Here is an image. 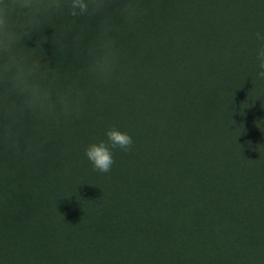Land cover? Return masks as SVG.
Masks as SVG:
<instances>
[{"label":"rangeland","instance_id":"obj_1","mask_svg":"<svg viewBox=\"0 0 264 264\" xmlns=\"http://www.w3.org/2000/svg\"><path fill=\"white\" fill-rule=\"evenodd\" d=\"M257 1L147 0L148 17L154 23H160L159 48L157 47L156 53L153 49H135L137 53L134 54L139 57L141 68H134L131 60L120 50L119 69H134L132 77L129 74L132 79L139 75H143L144 79L154 76L157 102L153 98L143 100L140 97L135 105H126L122 100L116 102L110 99V92L119 90L121 85L116 87L117 79L108 84L96 85L86 74L81 73L77 77L80 87L87 93L85 107L79 116L61 120L55 128V139L66 148H70L75 141V152L79 161H83L85 169L89 162L84 156V149L89 144L106 142L105 132L110 127L126 132L132 137L133 145L138 143L140 150L133 149V145L128 152L112 149V170H118L126 176L132 168H138L139 178L145 181L142 186L143 196L162 197V214L156 213L158 210L154 209L144 214L126 207L120 201L121 195L125 198L138 196L140 189L134 188L126 197L124 187L107 186L112 184H107L97 174L91 179L94 186H100L99 196L95 194L96 201L89 194L83 195L81 201L84 205L71 202L72 213L67 211L60 222L44 224V229L33 224V227L24 225L25 231H22L13 225V219L8 214L4 219L10 224L4 229L13 234L17 231L27 234L31 232L33 239L40 235L38 233H44V240L52 237V243L55 242L58 246L59 242L53 236L61 235L65 239L62 244L66 245L71 241L77 247L71 256L75 264L179 263L178 257L170 256L167 247L173 254L188 258L180 264H264V150L260 149L261 153L253 154L255 146L262 145L264 148V87L260 88L255 81L257 64L252 58H249V63L244 62L240 54L233 57L236 53L226 57L219 55L221 65L215 70L212 59L217 53L214 49L208 44L196 47L199 37L197 25L204 23L203 28L208 22L212 23V19H216L217 24L224 25L233 42H238L243 37L245 28H250L252 35L256 29H261L264 26V4H257ZM170 7L177 12L176 20L189 23L186 32L180 33L174 25L162 21L161 18L167 16ZM249 9L253 10L251 14L247 13ZM166 28L170 29L167 33ZM48 29L44 25L24 43L27 48L36 49L34 54L41 64L51 62L54 67L50 69L57 71L67 61L60 64L53 55L48 54L46 47L44 50L38 48V44L44 42L45 36L42 34H47ZM146 30L149 28L146 27ZM129 31L125 28L124 35ZM85 32L90 34L89 31ZM169 40L176 43V49L171 53L168 49L173 45ZM164 44L167 46L163 47ZM83 46L84 44L81 48ZM157 55L160 57V71L149 66L150 60ZM76 61L80 63L79 69L72 72V75L80 72L86 62ZM199 63H204L203 69L199 68ZM166 69L171 72L158 77L157 74ZM168 77L174 81L173 88L176 91L173 94L162 88V83L169 80ZM146 86V81L140 84L143 89ZM149 93L152 95L153 90H149ZM123 94L135 97L138 92L136 89L132 93L120 91V96ZM236 96L243 97L242 106H232V113L227 115L224 105L235 100ZM257 96H260V100L254 99ZM107 99L111 101L108 102ZM172 106L178 112L172 118L176 122L179 119L185 120L186 125L181 121V125L178 123L181 127L176 125L169 131L163 129L164 135L161 136L175 142L176 148H173L180 152L181 157L185 158L183 162L190 166L187 174L185 171L179 172L174 162L165 165L161 159L163 153H158L155 146L143 151L142 147H146L138 141L141 137L128 123L133 116L145 114L146 125L162 129L165 122L162 115L159 116V111L162 108L167 112ZM239 111H243L240 116ZM23 123L24 128L27 124L31 126V130L25 131L27 135H32L33 126L35 127L33 136L38 143L40 130L48 129L54 122L43 119L34 121L26 114ZM70 123L74 126H70ZM195 127L205 128L216 137L217 143L213 150H221V156L228 163L227 169H215L216 160L204 145L187 140ZM141 141L143 142L142 139ZM232 143L239 150L228 149ZM21 144L24 148L22 142ZM194 147L192 152L191 148ZM150 160H155L156 163H149ZM32 161L33 155L26 154L24 149L14 152L0 148V177H11L10 188L14 194L24 189ZM191 162L193 163L190 164ZM71 189L75 192L78 187ZM22 200L27 203L29 201L27 198ZM82 220L85 222L82 223ZM159 221L163 224L157 225L156 223L160 224ZM241 229L246 237L239 240L237 232ZM49 233L52 234L46 239ZM58 264H61L60 261Z\"/></svg>","mask_w":264,"mask_h":264},{"label":"trees","instance_id":"obj_2","mask_svg":"<svg viewBox=\"0 0 264 264\" xmlns=\"http://www.w3.org/2000/svg\"><path fill=\"white\" fill-rule=\"evenodd\" d=\"M258 2H262V4H264V0H258L257 4ZM145 4L148 5L147 0L145 1ZM252 12L253 10L249 9L247 13L251 14ZM167 13L168 14L165 18H161L162 21L171 23L180 33L181 31L186 32L189 23L184 20H176L175 16L177 12L173 7H170ZM211 22L212 23L208 22V24L203 26V28L202 25L204 23H199L197 25L196 30L199 37L197 38L196 47L199 48L200 46H206L208 44V46L214 49L217 53L216 57L212 59V62L215 63V70H218L221 65L219 55H224L223 57H226V55L236 53L232 56L236 57L240 54L241 59L244 62L247 61V63H249V58L255 60L259 42L253 38L252 30L250 28H245L243 31V37L238 42H233V39L229 37L228 33L224 29V25L220 23L217 24L216 19H212ZM159 24L160 23H154L147 15L139 22V25L135 29H131L128 34L124 35L122 32L119 47L123 54H125L134 64V68H141V64L139 66L140 59L134 54L137 53L135 49L142 51L153 49L154 53H156L157 47L159 48L160 40L158 38V32L161 31L158 29ZM45 27L49 28V31L47 34L45 32L42 34L45 37L43 39L44 42L38 44L39 50H44L46 47L48 49V54L53 55L54 58L60 62V64L67 61L63 67H59L57 70L58 73L64 74L68 71L70 73H74L77 69H79L80 65V63H77L76 60L85 61V57L83 55V51L79 54H77V52L74 53L71 43L72 38L77 34H82V44L86 46L90 43L96 35L97 18H54L52 21L46 23ZM146 27H148L149 30H146ZM169 30L170 29L166 28V33L169 32ZM85 31H89L91 35ZM257 31L264 32V26H261V29H256V32ZM61 35L64 36L63 47L60 42ZM175 44L176 43L172 42L171 45L173 46L168 49L169 53L176 49ZM166 46V44L163 45V47ZM158 58L160 57L157 55L155 59L150 60L149 66L156 68L157 71H160L161 69L158 68L160 65ZM46 64L48 68L54 67L51 62ZM203 65L204 63L198 64L201 69H203ZM132 70H118L114 79H117L118 82L116 87L119 85L121 86L118 87L119 90L116 91L114 89L110 92V99L116 100V102L118 100H122L126 105H135L139 101L138 97L143 100L153 98L154 101L157 102V94L155 95V87L153 86V84L156 83V78L151 76L148 79H144L143 75H139V77L132 79L130 78V76L132 77ZM170 72L171 70L166 69V71L157 75L159 77L160 75ZM169 78L170 77H168V79ZM145 81L148 86H146V89H143L140 87V84ZM255 81L258 86H261L260 88L264 87V81L258 80L257 77ZM173 83V78L172 80H166L162 83V88H165L164 90L168 91V93L173 94L176 91L173 88ZM133 89H136L138 92L135 97L128 94L120 96V91L125 92L127 90L129 93H132ZM149 90H153L152 95H150ZM235 98V100L229 101L224 105V112H226L227 115L232 113V106L236 104L237 107L242 106L243 97L241 98L240 96H236ZM110 99H107V101L110 102ZM254 99L260 100V96H257ZM263 100L264 99H262V102ZM173 106L170 107V109L168 108L167 112L162 108L159 111V116L162 115V119H164L163 121L165 122V126H162V129H154L150 125H146L144 122L145 114H137L133 116L128 123L133 126L139 137L143 140L142 142L141 139L138 138L140 144L146 147H142L144 149L143 151L147 150L148 147L155 146L158 153H163V157L161 159L164 160L165 165H168L170 162H174L177 165L179 172L185 171L187 174L189 173L187 168L190 166L183 162L185 161V158H182L180 152L173 148L175 147V142L172 141V139L165 140V137L161 136L164 135V131L174 129L176 125H181V121L185 124V120L179 119L176 122L172 118L173 115H178L177 110H175V107ZM242 113L243 111H239V116ZM262 113L264 115V111H262ZM59 124L60 123L54 122L53 125H49L48 129L42 128V130H40V141H38V143L42 146L40 149L41 154L39 156H33V165L30 173L26 176L27 183L25 181V187L22 192H18L16 194L11 192L9 182V179L11 178L10 176L3 175V177H0V264H58V261H60L61 264H75L71 260L72 254L77 249L73 242H68V245L62 244L61 242H64L65 239L61 235L57 234L58 238L56 239L57 236H53V238L59 242L58 246L55 245V242L52 243V241H54L52 237L50 238L52 233H49L46 236V239L50 238L49 240H44V233H38L40 235H37L36 239H33V236H30L31 232L27 234L22 231H25L24 225L33 227V224H36L44 229V224L51 225L55 222H60L67 211H69V214L72 213L71 202H77L80 205H84L81 201L84 198L83 195L89 194L91 195V199L96 201L95 194L98 195V187L100 186H94L91 179L95 178L97 174L101 175L107 184H112L107 185L102 183L104 186L107 185L118 188V186L121 185L124 187L126 189L124 196L126 197L130 195V191L132 192L134 188L138 187L140 189L138 191V196L132 195L125 198L121 195V203L126 204V207L131 210H138L144 214L152 212L153 209L158 210L156 213L159 214L163 212L164 201L161 200L162 197L159 198L152 195L143 196L142 186L145 181L144 179L139 178L140 175L138 174L140 171H138L139 169L135 166V169L132 168L129 175L126 176L120 171H113L112 169L107 174H100L93 170L90 163L87 164L84 169L82 165L83 161H79L78 154L75 152V147L77 146L75 141L70 148H66L64 144H61V142L55 139V128ZM69 125L74 126V124L71 123ZM29 130H31V126L27 124L25 126V131L28 132ZM33 134L35 135L34 126ZM188 136L189 138H187V140L199 142V144L202 143L208 153L214 157L213 159L216 160L214 164L215 169L222 170L228 168V163L225 157L223 155L221 156V150H213L217 141L216 137L212 135L209 130L207 131L205 128L195 127ZM229 146L230 147H228V149L233 148L236 151L239 150V148L235 144L233 145V143ZM23 149L24 148H22V144L20 143L18 150L22 151ZM133 149L140 150V146L137 142L133 145ZM194 149L195 147L191 148L192 152ZM260 149L264 150L262 145L255 146L253 154L261 153L262 150ZM193 154L194 153H192V155ZM149 163H156V161L150 160ZM179 175L180 173L177 176ZM71 187L74 189L78 187V189L76 191L74 190L75 192H72L73 190ZM80 190L81 193H78ZM24 198L29 200L28 203L22 200ZM164 206H166L165 203ZM8 214L13 219V225L22 231H17L16 234H13L12 232L4 229L7 224H10L4 219V217ZM84 222L85 221L82 220V223ZM159 223L160 224H156H163L160 221ZM237 234V239L239 240L246 237V234H244L242 229L237 232ZM167 249V252L170 253L171 257H174L173 255L178 257L179 263L176 264H180V262H183L184 259L188 260V258L181 257L182 255L180 254H173V251L169 250L168 247Z\"/></svg>","mask_w":264,"mask_h":264},{"label":"clouds","instance_id":"obj_3","mask_svg":"<svg viewBox=\"0 0 264 264\" xmlns=\"http://www.w3.org/2000/svg\"><path fill=\"white\" fill-rule=\"evenodd\" d=\"M149 14L145 0H0V148L18 150L39 156L41 145L25 133L23 119L34 121L61 120L79 116L86 104L87 93L77 77L86 74L96 85L111 82L120 63V37L125 28L135 29ZM97 18L95 37L86 46L83 35L72 38L74 51H83L85 64L80 72L60 74L41 64L25 41L54 18ZM253 38L259 42L255 60L256 77L264 81V32ZM64 36L60 42L63 47ZM106 142L91 143L84 156L94 171L107 174L114 164L112 149L131 150L133 140L126 132L110 127Z\"/></svg>","mask_w":264,"mask_h":264}]
</instances>
